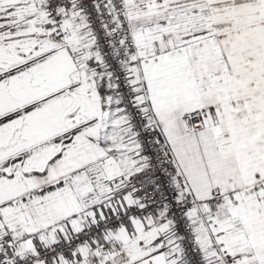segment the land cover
<instances>
[{
	"label": "snow or ice",
	"instance_id": "snow-or-ice-1",
	"mask_svg": "<svg viewBox=\"0 0 264 264\" xmlns=\"http://www.w3.org/2000/svg\"><path fill=\"white\" fill-rule=\"evenodd\" d=\"M0 264H264V0H0Z\"/></svg>",
	"mask_w": 264,
	"mask_h": 264
}]
</instances>
